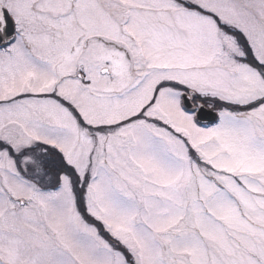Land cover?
<instances>
[{
	"label": "snow or ice",
	"instance_id": "obj_1",
	"mask_svg": "<svg viewBox=\"0 0 264 264\" xmlns=\"http://www.w3.org/2000/svg\"><path fill=\"white\" fill-rule=\"evenodd\" d=\"M0 264H264V0H0Z\"/></svg>",
	"mask_w": 264,
	"mask_h": 264
}]
</instances>
